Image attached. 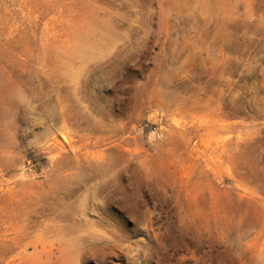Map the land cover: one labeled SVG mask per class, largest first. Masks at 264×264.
I'll return each instance as SVG.
<instances>
[{"label":"rangeland","instance_id":"374dc122","mask_svg":"<svg viewBox=\"0 0 264 264\" xmlns=\"http://www.w3.org/2000/svg\"><path fill=\"white\" fill-rule=\"evenodd\" d=\"M0 264H264V0H0Z\"/></svg>","mask_w":264,"mask_h":264}]
</instances>
